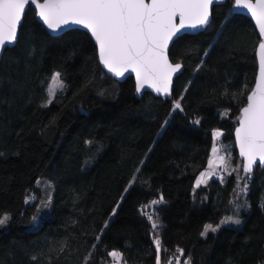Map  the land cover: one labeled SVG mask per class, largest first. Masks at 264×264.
I'll return each mask as SVG.
<instances>
[{
  "label": "trees",
  "instance_id": "trees-1",
  "mask_svg": "<svg viewBox=\"0 0 264 264\" xmlns=\"http://www.w3.org/2000/svg\"><path fill=\"white\" fill-rule=\"evenodd\" d=\"M233 1L171 45L170 60L183 65L171 98L134 101L101 68L87 32L52 35L27 10L0 61V213L11 215L0 264H85L89 253L88 264H113V250L127 264H264V166L246 194L236 172L193 189L215 129L242 166L233 133L260 37ZM54 72L65 87L47 104ZM160 196L153 230L141 209ZM230 215L241 225L201 235Z\"/></svg>",
  "mask_w": 264,
  "mask_h": 264
},
{
  "label": "snow or ice",
  "instance_id": "snow-or-ice-1",
  "mask_svg": "<svg viewBox=\"0 0 264 264\" xmlns=\"http://www.w3.org/2000/svg\"><path fill=\"white\" fill-rule=\"evenodd\" d=\"M214 2L215 0H43L40 3L38 0H0V51L18 40V30L26 6L31 3L38 8L39 19L53 32H62L71 25H81L87 29L98 44L102 65L120 77L131 69L136 74L138 92L148 84L156 92L168 95L171 92L173 74L182 68L179 63L169 62L168 44L183 29L207 26ZM235 3L238 7L251 10L259 25L260 34L264 36V0H256L255 4L251 0H235ZM177 18L179 24L176 23ZM64 87L61 73L54 72L46 89L50 97L47 104H51L57 90L62 91ZM175 108H180L179 102L175 104ZM239 125L235 134L244 163L241 167L232 169V172L237 173V188H240L239 181H244L240 191L246 194L254 166L257 162L264 166V42L259 44V79L254 90L247 96V106L242 109ZM221 135L220 131L213 133L212 158L208 160L207 171L200 172L196 179L197 188L216 175L219 166H224L227 171L225 157L219 155L220 149L216 144ZM241 171L244 175H239ZM231 174L230 172L229 175ZM163 200V196H160L141 209V215L150 222L153 230L159 227L153 220L154 215L158 217L155 206ZM10 221V214L0 213V227L6 226ZM229 221L236 225L242 223L239 218L228 217L215 227L205 225L201 235L206 236L209 231L216 232L221 224ZM153 242L159 253L160 239L154 237ZM179 251L183 254L182 249ZM91 255L89 253V257H86L85 264H88ZM107 255L115 259L121 257V253L117 251L108 252ZM185 264H190V261L186 260Z\"/></svg>",
  "mask_w": 264,
  "mask_h": 264
},
{
  "label": "water",
  "instance_id": "water-1",
  "mask_svg": "<svg viewBox=\"0 0 264 264\" xmlns=\"http://www.w3.org/2000/svg\"><path fill=\"white\" fill-rule=\"evenodd\" d=\"M38 2L42 3L43 0H38ZM225 2H226V0H215V2L213 3V5L211 6V17H212V9H213V7H214L215 5H220V4H223V3H225ZM251 2H252L253 4H255V3H256V0H251ZM30 8H32V9L35 11V16H36L37 21L40 22V23L44 26V28H45L50 34H52V35H58V34H61V33L65 32V31H67V30H70V29H80V30H83V31L87 32V33L90 35L91 39L93 40L94 44H95L96 47H97V55H98V44L96 43L95 39L91 36V33H90L87 29H85L83 26H81V25H71V26H69V27H66V28L64 29V31H62V32H53V31H51L50 29H48V28L46 27V25H45V24L39 19V17H38V11H39V10H38V8L35 7V5H33V4H31V3H30L29 5H27V6H26V9H25V13H26L27 10H29ZM231 11H232V13L243 14V15L247 16V17L251 20V22H252L254 28H255L256 31H257V34H258L259 37H260V41L258 42L257 47H256V49H255V57H256V65H257V68H256V74H255L254 84H253L251 90L249 91V93L247 94V96H248V95L254 90V88H255V84H256L257 80L259 79V44H260L261 42H264V36H262V35L260 34V31H259V25L256 23V18L252 15L251 10L246 9V8H243V7H238V6H236L235 0H234V1H233V4H232V6H231ZM25 13H24V15H25ZM24 15H23V18H24ZM211 17H210V21H211ZM23 18H22L21 24H22V22H23ZM176 23L179 24V18H177ZM21 24H20V26H21ZM208 25H209V24H208ZM208 25H207V26H208ZM20 26H19V28H20ZM207 26H205V27H201V28H196V29H183V30H181V33L178 35V37H180V36H182V35H184V34H197V33L201 32V31L205 30V28H206ZM18 31H19V30H18ZM178 37L173 38V40L170 41L169 44H168L167 57H168L169 62L172 63V64H176V63H173V62L170 60V58H169V49H170L171 45L173 44V42H174ZM14 44H15V43H14ZM14 44H9V45H7L2 51H0V61H1V58H2V55H3L4 50H5L6 48H10V47H12ZM98 61H99V64H100L101 68H102V69H103L108 75H111L113 78H115V79H116L117 81H119V82H124V81H126L129 77H130V78H133V81H134V88H135V90H134V96H135L136 99L141 98V96H142L145 92H150V93H152L154 96H157V97H160V98H163V99H166V98L169 99V98H171V96H172V89H173V82H174V79H175V77L178 76V75L182 72V70H183V65H182L181 63H179V64L182 65V68H181V70H180L178 73L173 74V77H172V85H171V92H170V94L165 95V94H163V93H158V92H156L155 89L152 88V87H151L150 85H148V84H146V85H145V86H144V87L138 92V91H137V79H136V74H135V72H133V71L130 69L128 72H126V73L124 74V76H122V77H120V76H116L114 73L109 72V71H108V70L102 65V63H101L100 60H99V55H98ZM247 96H246V103H245V105H244V106L241 108V110H240V116H239V118H240L241 115H242V109H243L244 107L247 106ZM239 118H238V120H237V124H236V126H235V128H234V133H233V135H234V146H235V148H236L237 156H238V158L241 160L242 165H243V163H244V158H243L242 156H240V147H239V143H238V141H237L236 134H235V129L238 128V127L240 126V125H239ZM258 165H260L261 167H263L259 162H257V164L254 166V168H256ZM254 168H253V169H254Z\"/></svg>",
  "mask_w": 264,
  "mask_h": 264
},
{
  "label": "rangeland",
  "instance_id": "rangeland-1",
  "mask_svg": "<svg viewBox=\"0 0 264 264\" xmlns=\"http://www.w3.org/2000/svg\"><path fill=\"white\" fill-rule=\"evenodd\" d=\"M52 76V75H51ZM125 82V85H124V100L125 101H134L135 100V96H134V90H135V88H134V81H133V78H128L126 81H124ZM49 84H50V80H49V83H48V87H49ZM48 87H47V89H48ZM49 96V95H48ZM50 98V97H49ZM215 131H220L222 134H223V132H222V130H220V129H215L214 131H213V133L215 132ZM222 136V135H221ZM221 138V137H220ZM220 138H219V140L218 141H216V144H217V147H219V149H220V152H219V155H222V156H224L225 157V163H226V167H227V171H225L224 170V166H219L218 167V169L220 168L223 172H224V175H223V177H219L218 176V172H217V174L216 175H214V176H212L211 178H209L208 179V181L209 180H211V179H213V178H216V179H220V180H222V179H224L230 172L232 173V169H236V168H238L239 167V162H238V160H234V155H233V151H232V145H225V144H223L221 141H220ZM212 144H213V140H212ZM212 147V146H211ZM212 158V153H211V151H210V156H209V159H211ZM208 159V160H209ZM240 160V159H239ZM241 164H242V162H241ZM207 168H208V162H207V166L205 167V169L204 170H202V171H207ZM201 171V172H202ZM199 175H200V173L198 174V176H197V178L199 177ZM196 178V179H197ZM196 179H195V181H196ZM195 181H194V185H193V189H195V188H197L196 186H195ZM207 181V182H208ZM204 185V184H203ZM228 217H233L234 219L235 218H238V217H234V216H232V215H230V216H225L221 221H223V220H226V218H228ZM240 219V218H239ZM241 220V219H240ZM220 224V223H219ZM208 225H211V224H208ZM221 225H234V226H240L241 224H239V225H236V224H234V223H232L231 221H229L228 223H225V224H221ZM213 226V225H212ZM213 227H215V226H213ZM113 251H116V250H113ZM117 252H119V251H117ZM120 253V252H119ZM112 259H113V264H127L126 262H124L123 260H122V256L119 258V259H115V258H113L112 257Z\"/></svg>",
  "mask_w": 264,
  "mask_h": 264
},
{
  "label": "bare ground",
  "instance_id": "bare-ground-1",
  "mask_svg": "<svg viewBox=\"0 0 264 264\" xmlns=\"http://www.w3.org/2000/svg\"><path fill=\"white\" fill-rule=\"evenodd\" d=\"M222 170L219 168L218 169V176L219 177H223V175H224V172L222 171V175H220V172H221ZM172 264H174V263H172ZM176 264H178V261L176 262Z\"/></svg>",
  "mask_w": 264,
  "mask_h": 264
},
{
  "label": "built area",
  "instance_id": "built-area-1",
  "mask_svg": "<svg viewBox=\"0 0 264 264\" xmlns=\"http://www.w3.org/2000/svg\"><path fill=\"white\" fill-rule=\"evenodd\" d=\"M220 175H222V171L220 172Z\"/></svg>",
  "mask_w": 264,
  "mask_h": 264
}]
</instances>
